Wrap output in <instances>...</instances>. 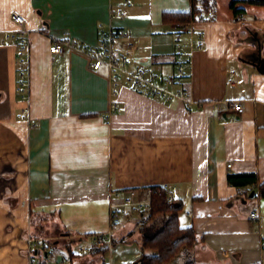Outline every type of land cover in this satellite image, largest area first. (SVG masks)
I'll return each mask as SVG.
<instances>
[{"label": "crops", "instance_id": "obj_1", "mask_svg": "<svg viewBox=\"0 0 264 264\" xmlns=\"http://www.w3.org/2000/svg\"><path fill=\"white\" fill-rule=\"evenodd\" d=\"M233 1L182 33L191 61L182 88L195 100L188 107L143 94L124 77L113 99L106 67L92 69L75 47L53 54L50 45L68 31L78 46H97L100 23L124 28L138 45L130 67L171 75L181 29L163 13L188 11L192 0H0V264H40L49 252L48 264H70L66 246L50 244L44 225L56 223L72 235L71 246L80 244L106 233L114 190L138 188L146 198L149 187L163 185L183 202L179 222L198 238L172 264H264V197L250 195L259 185L229 182L247 172L264 181V73L254 56L260 49L264 57V5L242 1L238 17ZM15 11L32 39L28 101L17 90L18 35L1 40L17 27ZM24 109L36 124L18 117ZM136 212L123 211L128 224L105 244L107 264H140L144 225L163 224Z\"/></svg>", "mask_w": 264, "mask_h": 264}, {"label": "built area", "instance_id": "obj_2", "mask_svg": "<svg viewBox=\"0 0 264 264\" xmlns=\"http://www.w3.org/2000/svg\"><path fill=\"white\" fill-rule=\"evenodd\" d=\"M213 10H202L199 12L198 18L200 19H212L214 18ZM11 19L17 24L14 30H8L3 32L2 42H6L12 39H16V35L20 40L18 50V66H19V82L18 88L22 99L30 100L31 97V76H30V56H31V34L30 28L27 27L26 20L22 14L15 11L11 14ZM191 22L178 23L177 27L180 30L176 35V53L174 56L175 71L171 75H164L161 72H156L150 66H144L136 70L130 67L131 57L138 49V45L132 39V35L124 28H114L105 26L100 23L99 30L101 32V39L97 46H83L77 45L75 40L72 39L71 33L66 31L64 36L55 39L50 45V51L53 54L64 53L68 48H77L88 56L90 60L91 68L94 70H101L103 67L107 68L110 83L112 85L111 97L116 99L119 93V86L122 78L126 80L130 87H133L137 91L146 94L153 98H161L165 101H172L174 98H178L184 101L188 107H191L195 100L191 96L189 90L182 88V85L190 77L191 61L184 57L182 54L183 45L180 42L182 33L191 27ZM118 42L122 43V47L118 45ZM230 82L235 84V74H231ZM180 86L181 88H175ZM233 109L242 114L244 113V104L241 101H234L232 103ZM118 102L113 101L112 110H116ZM20 119H27L33 125L37 120L31 117L30 110L24 109L19 114ZM229 167L232 165L229 164ZM169 190V198L173 199V195L168 185H163ZM153 191V187L148 188V197L140 198L139 189H128L124 194L122 190H114L112 192V201L110 205L111 226L114 227L121 223V215L124 210L131 212L135 211H148L153 201L151 200L150 193ZM252 217L257 218V212H252ZM113 230L109 229L106 233H93L92 235L84 236L87 242L80 243V251L86 252L91 249V245L88 244V239L93 241V244L98 246H105L107 242L113 239ZM110 242V243H111ZM30 245L32 248H37L38 242L31 238ZM33 251V250H32ZM33 261V260H32ZM32 264H35L33 261Z\"/></svg>", "mask_w": 264, "mask_h": 264}, {"label": "trees", "instance_id": "obj_3", "mask_svg": "<svg viewBox=\"0 0 264 264\" xmlns=\"http://www.w3.org/2000/svg\"><path fill=\"white\" fill-rule=\"evenodd\" d=\"M245 1L250 4L264 5V0H234L232 8L238 17H242L245 8H237V4ZM217 0H192L191 9L185 12L171 11L164 12L166 22L176 21L181 23L199 21L198 15L202 10H211L216 5ZM229 182L239 187H246L251 184L259 185L258 189H253L260 197H264V181L259 183L256 173H233L229 175ZM251 190V191H253ZM250 191V192H251ZM249 194V193H248ZM153 201L148 210V221L163 218V224L157 229H150L144 225L142 237L143 254L139 259L140 264H172L184 250H192L198 243V238L193 226H182L179 222L180 212L183 202L178 199L169 198V190L164 186H153L150 193ZM108 248L95 250L93 254L99 255L102 264H107L105 255ZM86 252L75 254L70 248V264H79L80 257L86 256ZM92 254V253H90ZM89 254V255H90ZM44 256L40 264H48L49 260Z\"/></svg>", "mask_w": 264, "mask_h": 264}, {"label": "rangeland", "instance_id": "obj_4", "mask_svg": "<svg viewBox=\"0 0 264 264\" xmlns=\"http://www.w3.org/2000/svg\"><path fill=\"white\" fill-rule=\"evenodd\" d=\"M227 0H217V3L216 5L214 6V9L217 8L218 4H222L223 6H225L227 3ZM244 16V15H242ZM140 212V211H139ZM139 212H136L134 215L135 217H139ZM108 216H109V223H108V229L107 231H109V229H112L113 232H115V235H119L120 233V228L121 226H126L128 224V221L123 218L122 216V219H121V223L119 225H116L114 227L111 226V216H110V210L108 212ZM139 224H136L135 226V232L136 231H139ZM44 229L43 230L47 236L46 237H49L50 240V244L54 243L55 241H58L62 246H66L67 250H68V257H69V253H70V248L73 249V251L75 252V254H78V257L80 256V254H82L79 250H80V244H76L74 243V248L72 245L73 243V238H72V235H70L69 232H67L66 230H62L61 228L58 227V225L56 223H53V222H50V224H47V225H44ZM47 230V231H46ZM106 231V232H107ZM88 244L89 245H92L93 244V241L91 239H88ZM81 242L85 243L87 242V239L86 240H82ZM109 242V241H108ZM107 242V243H108ZM96 246V247H95ZM94 248L90 249V254L89 252L86 254V256L84 257H80L78 262L79 264H102V259L99 257V255H96V254H93L95 250H98V249H102V248H107V247H104V246H98V245H95ZM79 251V252H77ZM57 255H60V258L62 256L61 253H56ZM90 254V255H89Z\"/></svg>", "mask_w": 264, "mask_h": 264}, {"label": "water", "instance_id": "obj_5", "mask_svg": "<svg viewBox=\"0 0 264 264\" xmlns=\"http://www.w3.org/2000/svg\"><path fill=\"white\" fill-rule=\"evenodd\" d=\"M255 64L257 66V69H259L261 72L264 73V57L262 55V51L261 50L258 52V59L255 62ZM254 194H255V191H252L250 195L253 197Z\"/></svg>", "mask_w": 264, "mask_h": 264}, {"label": "flooded vegetation", "instance_id": "obj_6", "mask_svg": "<svg viewBox=\"0 0 264 264\" xmlns=\"http://www.w3.org/2000/svg\"><path fill=\"white\" fill-rule=\"evenodd\" d=\"M260 51V49H258V52ZM258 52H256L255 54H254V56L256 57V59H258Z\"/></svg>", "mask_w": 264, "mask_h": 264}]
</instances>
